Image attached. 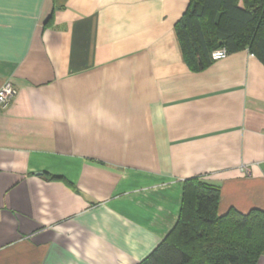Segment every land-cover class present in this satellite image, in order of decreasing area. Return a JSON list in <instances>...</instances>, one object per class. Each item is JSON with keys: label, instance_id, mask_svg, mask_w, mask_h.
I'll use <instances>...</instances> for the list:
<instances>
[{"label": "crops", "instance_id": "obj_1", "mask_svg": "<svg viewBox=\"0 0 264 264\" xmlns=\"http://www.w3.org/2000/svg\"><path fill=\"white\" fill-rule=\"evenodd\" d=\"M188 2L0 0V264H138L188 178L264 211V66L190 71Z\"/></svg>", "mask_w": 264, "mask_h": 264}, {"label": "trees", "instance_id": "obj_2", "mask_svg": "<svg viewBox=\"0 0 264 264\" xmlns=\"http://www.w3.org/2000/svg\"><path fill=\"white\" fill-rule=\"evenodd\" d=\"M184 64L204 70L211 53L243 50L264 66V0H189L174 26ZM219 188L200 178L182 183L177 219L138 264H257L264 254V211L218 212Z\"/></svg>", "mask_w": 264, "mask_h": 264}, {"label": "built area", "instance_id": "obj_3", "mask_svg": "<svg viewBox=\"0 0 264 264\" xmlns=\"http://www.w3.org/2000/svg\"><path fill=\"white\" fill-rule=\"evenodd\" d=\"M227 52L225 49H218L211 53L212 61L222 60L227 57ZM16 89L10 81H6L0 87V108L6 109L11 103L14 97L16 96ZM245 171H248L246 167L242 168Z\"/></svg>", "mask_w": 264, "mask_h": 264}]
</instances>
